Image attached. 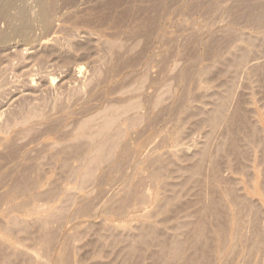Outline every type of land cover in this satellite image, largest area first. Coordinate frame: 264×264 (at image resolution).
Wrapping results in <instances>:
<instances>
[{
  "label": "rangeland",
  "instance_id": "1",
  "mask_svg": "<svg viewBox=\"0 0 264 264\" xmlns=\"http://www.w3.org/2000/svg\"><path fill=\"white\" fill-rule=\"evenodd\" d=\"M4 1L0 264H264V29L181 0L156 23L44 0L49 26Z\"/></svg>",
  "mask_w": 264,
  "mask_h": 264
},
{
  "label": "bare ground",
  "instance_id": "2",
  "mask_svg": "<svg viewBox=\"0 0 264 264\" xmlns=\"http://www.w3.org/2000/svg\"><path fill=\"white\" fill-rule=\"evenodd\" d=\"M6 1V0H5ZM5 1H4V3H5ZM20 1H22V0H20ZM37 1V0H36ZM39 2H38V9H34V10H32L31 8V11L33 12V15H30L31 16V18H32V16L34 17V21H31V22H37V21H39V20H41V21H43L44 22V24H46V25H49L50 23H51V18L53 19V17H51V14H54V13H52V9L53 8H55V7H53V8H51L52 6H55V5H49V4H47L44 0H38ZM53 1H55V0H53ZM67 1H69V0H67ZM76 1V0H75ZM78 1V0H77ZM94 1V8H95V10L96 9H100L99 11L98 10H96V11H98V12H96L95 10H92V11H90L89 12V14H88V16H91L92 18L91 19H98V18H100L101 20H111V19H114V18H116V19H125V22H127V20L126 19H144L145 21L146 20H148V21H154V23H156V22H158L159 21V19H161V17H163L164 18V16L166 15L162 10H161V4L163 3V1H165V0H93ZM170 1V0H169ZM169 1L167 0V4L169 5V8L170 7H172L173 5H175V4H173V3H175L176 2V4L179 2V0H177V1H175V0H171V5L169 4ZM181 1H185V4H186V6H188V8L186 9V11H183V12H179V9H178V11L177 12H179L180 13V15H184V16H187L189 19H190V17H193V16H195V15H200L201 16V18L202 19H206V18H208V19H210V20H214V19H216V20H221V21H223V22H229V23H234V24H237L238 22H240V24L242 23V21L244 20V19H247L248 18V20H250V21H252V23H250L249 21V24L251 25H253L254 24V26H252V27H254V28H257V26L263 31V29H264V0H181ZM3 2V0H0V4ZM10 2V4L8 5V6H5V7H7V9L5 8V11H8V9H10L11 7L13 8V5H14V3H16L15 2V0H12V1H9ZM8 2V3H9ZM17 2H19V0H17ZM52 2V1H51ZM63 2H65V0L63 1ZM84 2V1H83ZM22 3V2H21ZM28 3V2H27ZM50 3V2H49ZM74 3V2H73ZM78 3V2H77ZM76 3V4H77ZM85 3V2H84ZM124 3H125V5H126V3H132L131 4V6H128L127 8H126V6L124 7V9L122 8V10H115V12H114V9H113V7H115V6H119V7H121V5H124ZM31 4V3H30ZM51 4H56V2H53V3H51ZM63 4V3H62ZM69 4V3H68ZM71 4V3H70ZM4 5V4H3ZM7 5V4H6ZM16 6L18 5V4H15ZM20 5V4H19ZM18 5V6H19ZM26 5V4H25ZM29 5V4H28ZM32 5V4H31ZM65 5V4H64ZM83 5V4H82ZM183 5H184V3H183ZM17 6V7H18ZM35 6V5H34ZM59 6V5H58ZM69 6V5H68ZM162 6H163V4H162ZM180 6H182V5H180ZM26 7V6H25ZM74 7V6H73ZM168 7V6H167ZM167 7L165 8V9H167ZM183 7H185V6H182V7H180V9L182 8L183 9ZM33 8V7H32ZM58 8V7H57ZM92 8H93V5H92ZM163 8V7H162ZM3 9V8H2ZM14 9V11H15V9L16 8H13ZM173 9V8H172ZM177 9H175V10H177ZM12 11V10H11ZM19 11V10H18ZM21 11L22 10H20V14H21ZM29 10L27 9V10H25L24 11V13H23V15L22 16H28V15H25L27 12H28ZM30 11V12H31ZM166 11V10H165ZM167 11H169V13H170V10L168 9ZM166 11V12H167ZM17 12V11H16ZM76 13V12H75ZM82 13V12H81ZM28 14H30L29 12H28ZM168 14V13H167ZM175 14V13H174ZM174 14H173V16H174ZM177 14L178 13H176V16H177ZM2 15V14H1ZM4 15V14H3ZM12 15V14H11ZM18 15V14H17ZM16 15V16H17ZM85 15V14H84ZM86 16V15H85ZM175 16V17H176ZM15 17V16H14ZM174 17V18H175ZM204 17V18H203ZM4 18V17H3ZM162 18V19H163ZM199 18V19H198ZM23 19V18H22ZM99 19V20H100ZM115 19V20H116ZM196 20L198 19V20H200V17H196L195 18ZM25 20V19H24ZM32 20V19H31ZM158 20V21H157ZM177 20V19H176ZM186 20V19H185ZM194 20V19H193ZM192 20V21H193ZM212 20V21H213ZM215 20V21H216ZM4 21H5V19H4ZM12 21V20H11ZM22 21V20H21ZM54 21V20H53ZM57 21V20H56ZM114 21V20H113ZM120 21V20H119ZM123 21V20H122ZM156 21V22H155ZM163 21V20H162ZM220 21V22H221ZM25 22H28V21H26L25 20ZM24 22V23H25ZM131 22V21H130ZM244 23H246V20H244L243 21ZM54 23V22H53ZM56 23V22H55ZM108 23V22H107ZM118 23V22H117ZM137 23H139V22H137ZM146 23V22H145ZM5 24V23H4ZM13 24V23H12ZM22 24V23H21ZM32 24V23H31ZM52 24V23H51ZM51 24L49 25V26H51ZM90 24V23H89ZM239 24V25H240ZM23 25V24H22ZM41 25V24H40ZM120 25V24H119ZM126 25V24H125ZM139 25V24H138ZM143 25V24H142ZM147 25V24H146ZM145 25V26H146ZM244 25V24H243ZM249 25V26H250ZM24 27L26 26L25 24L23 25ZM23 26H21L20 25V27H23ZM35 26V25H34ZM90 26V25H89ZM154 26H156V25H154ZM224 25H222V27H223ZM2 27V26H1ZM36 27V26H35ZM39 27V26H38ZM96 27V26H95ZM147 27H150V29H153L154 27H153V24H149V26H147ZM145 28V27H141V29L142 28H144V30L145 29H147V31H148V28ZM152 27V28H151ZM221 27V28H222ZM225 27L226 26H224L223 28H224V30H225ZM248 27V26H247ZM10 28V27H9ZM8 28V29H9ZM29 28V27H28ZM27 28V29H28ZM50 28V27H49ZM119 28V27H118ZM121 28V27H120ZM222 28V29H223ZM11 29H13V27L11 28ZM29 29H31V28H29ZM33 29V28H32ZM37 29V28H36ZM35 29V30H36ZM46 29H48V28H46ZM149 29V30H150ZM220 29V28H219ZM221 29V30H222ZM234 30H235V28H233ZM233 29L231 30V29H226L227 31L225 32V33H230L228 30H231V33L229 34L230 35V37H231V35H232V33L234 34L235 32H236V30L234 31V32H232L233 31ZM3 30V29H2ZM154 30V29H153ZM9 31V30H8ZM11 31V30H10ZM14 31V30H13ZM20 31V30H19ZM25 31H26V28H25ZM30 31V30H29ZM155 31H157V29L155 30ZM223 31V30H222ZM222 31H220L221 32V34H222ZM260 31V30H259ZM30 32H32V31H30ZM35 32V31H34ZM121 32V31H120ZM119 32V33H120ZM255 32V31H254ZM24 33V32H23ZM149 33V32H148ZM147 33V34H148ZM224 33V34H225ZM227 33V34H228ZM116 34V33H115ZM130 34V33H129ZM214 34H216V33H214ZM220 34V35H221ZM236 34V33H235ZM246 34H248V33H246ZM260 34V33H259ZM18 35V34H17ZM41 35V34H40ZM201 35V34H200ZM199 35V36H200ZM223 35V34H222ZM237 35L238 36H240V34H239V30H238V32H237ZM39 36V35H38ZM199 36H197L198 38H199ZM212 36H213V34H212ZM215 36V35H214ZM237 36V39H239V37ZM36 37V36H35ZM197 37H195V39L197 38ZM216 37V36H215ZM224 38H225V35L223 36ZM233 37H234V41H235V37H236V35L234 36H232V40L228 37V41H225L227 44L230 42L229 41V39L231 40V41H233ZM23 38V37H22ZM198 38H197V42H200V41H198ZM201 38V37H200ZM218 38V37H217ZM254 38V37H253ZM12 39V38H11ZM223 39V38H222ZM227 39V38H226ZM236 39V40H237ZM27 41V40H26ZM174 42V41H173ZM222 42V41H221ZM254 42V41H253ZM199 44V43H198ZM227 44H224V46L225 47H227V46H229V45H227ZM230 44V43H229ZM233 44V43H232ZM204 45H205V43H204ZM214 45V44H213ZM76 47V46H75ZM230 47V46H229ZM234 47V46H233ZM220 48H222V47H220ZM228 48V47H227ZM218 49H219V47H218ZM197 50V49H196ZM198 52V51H197ZM122 61V60H121ZM200 61V60H199ZM122 63V62H121ZM120 63V64H121ZM123 63H124V61H123ZM121 66H122V64H121ZM119 67V66H118ZM79 68H80V71H81V69H83V67L82 66H79ZM114 66H113V69L112 70H114ZM118 69H120V67L119 68H117V70ZM116 70V72H115V74L114 75H116V73L118 72ZM112 72H114V71H112ZM118 74H119V72H118ZM186 76V75H185ZM106 78V77H105ZM54 80V79H53ZM154 83V82H153ZM114 88V87H113ZM183 98V97H182ZM181 100H184V99H181ZM181 106V105H180ZM176 107H177V105H176ZM149 111V110H148ZM166 111V110H165ZM150 112H151V110H150ZM128 143V142H127ZM126 143V144H127ZM126 144H124V145H126ZM130 146V143L128 144V146L126 147V146H124L122 149V151H120L121 153L118 155V157H117V161L114 163V167L113 168H115V166H121V165H123V164H125L126 162L125 161H127V159L129 158L128 156H130V155H128V147ZM130 150V149H129ZM111 167H112V165H111ZM122 167V166H121ZM109 170L107 169V172H108ZM32 186H33V184H31V183H29L26 179L25 180H21V183H20V185H19V188H17V190H14V192H16L17 194H22V193H24V194H26V193H28L29 191H30V189L32 188ZM10 192H12V191H10ZM8 194H10L9 192H8ZM15 194V193H14ZM140 194V193H139ZM133 195V197H134V194H132ZM136 195V194H135ZM138 195V194H137ZM141 195V194H140ZM9 196V195H8ZM17 197H19L18 195H13L12 197H10V199L12 200V202L14 201V206L16 207V208H26V207H29L30 205H32V199L31 198H29L28 197V199H25L24 201H21V202H18V201H16V199L15 198H17ZM141 197H142V195H141ZM9 199V200H10ZM129 199V198H128ZM10 200V201H11ZM258 219V218H257ZM258 236V235H257ZM242 243V242H241ZM260 244V243H259ZM239 245V244H238ZM243 245V244H242ZM239 251V250H238ZM258 251V250H257ZM264 253V252H263ZM247 255V254H246ZM245 257V256H244ZM227 258V257H226ZM229 258V257H228ZM262 258V257H261ZM242 259V258H241ZM248 259V258H247ZM228 260V259H227ZM264 262V261H263ZM262 262V263H263ZM227 263V262H226ZM239 263V262H238Z\"/></svg>",
  "mask_w": 264,
  "mask_h": 264
}]
</instances>
